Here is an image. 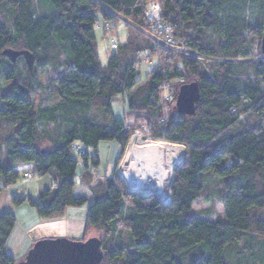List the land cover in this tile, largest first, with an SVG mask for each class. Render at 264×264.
Instances as JSON below:
<instances>
[{"label":"trees","instance_id":"16d2710c","mask_svg":"<svg viewBox=\"0 0 264 264\" xmlns=\"http://www.w3.org/2000/svg\"><path fill=\"white\" fill-rule=\"evenodd\" d=\"M2 8L9 19L0 21V73L8 84L0 87V180L9 188L32 173L51 175L55 184L38 202L13 200L16 207L29 203L41 220L51 221L93 202L84 234L105 230L100 242L107 263L235 264L234 254L245 252L239 247L244 238L264 241V54L260 47L259 59L253 60L252 41L262 39L264 0H0ZM150 19L166 28L176 47L184 45L203 59L155 45L135 28L150 32ZM121 24L128 33L122 46L114 34ZM96 30L111 37L110 47L117 51L107 66L99 59ZM17 47L43 56L46 64L65 60L67 75L58 80L55 99L46 107L35 109L34 88L22 92L15 81L21 79L17 62L2 55ZM145 57L151 59L144 63L156 65L141 99L128 100L126 112L135 115L115 119L112 103L137 87ZM175 79L198 82L196 115L177 113L162 123L156 116ZM97 104L107 115L105 125L91 117ZM141 110L148 113L144 122L154 138L187 150L174 172L167 206L156 196L128 193L113 179L93 184L99 145L116 142L126 148ZM43 139L52 147L40 149ZM76 143L81 147L75 150ZM87 149L96 154L90 157ZM78 150L84 155L78 156ZM74 151L84 164L80 181ZM215 197L224 208L222 218L211 222V208L194 213L196 201L212 207ZM125 210L132 245L106 252V236ZM15 227L13 213L0 214V264L18 263L6 250ZM252 253L257 257L259 251Z\"/></svg>","mask_w":264,"mask_h":264},{"label":"rangeland","instance_id":"374dc122","mask_svg":"<svg viewBox=\"0 0 264 264\" xmlns=\"http://www.w3.org/2000/svg\"><path fill=\"white\" fill-rule=\"evenodd\" d=\"M6 11L4 8L0 9V21L3 23H6L9 19V17L6 15ZM8 24V23H7ZM103 25V23H100ZM10 26V24H9ZM116 31V32H115ZM116 33V34H115ZM114 34L116 35V42L117 45H124L127 41L128 33L125 25L121 24L118 26L117 30L116 27L114 29ZM111 37L105 38L104 32L100 30H96V41H97V47H98V54H99V59L100 62L103 66H107V62L110 56L114 55L117 53V51L113 50L110 46ZM253 48L254 52L253 54L255 55V58L253 60H258L259 57L257 56V53L259 52V49L261 47V41L259 39H253ZM15 51H23V47H17L13 49ZM35 56V64L33 67L32 71H27V67L25 65V62L22 58L17 60L16 67L19 71V74L21 75L20 80H15L16 83L26 89L28 92H30V85L34 88L33 89V94H32V100L33 103L35 104V109L40 108V107H46L48 103H50L51 100L55 99L56 96V85L58 80L60 78H63L65 75H67V70L66 68H63V65H65V60L63 58L58 59V61H50L49 64H46V61H44V57L40 55ZM131 58V57H130ZM144 59V60H143ZM140 64V69H139V74L137 77V80L139 84L137 87L129 92L126 95L119 96L116 98V100L112 103V112L114 115L115 119L119 120H124L125 119V114L126 116L128 115V119L131 118L134 113L129 114L126 111L128 110V100L130 99H141V97L144 95V84L147 82L149 74L151 73L152 70L155 68V63L151 61V63L146 64L148 62V59H151L150 57H145L143 58ZM144 61H146L144 63ZM128 62H130L128 60ZM173 62V61H171ZM143 63L145 65H143ZM66 67V66H64ZM196 82L194 80H186V79H175L170 82V88L164 91V96L167 97V101H161V107H162V112L158 114V116H162L161 122L165 123L168 119H171L177 115L176 112V99H177V94L180 88L183 85L190 84ZM0 87L1 88H7L8 84L4 81L2 78V75L0 73ZM168 102V103H167ZM137 118V126H140L143 124L144 121L149 119L148 113L144 111H140L136 114ZM92 119L98 123V124H103L108 123L107 121V115L104 112L103 109L97 104L96 107L93 110L92 113ZM140 117V118H139ZM50 130L53 129L51 126L49 128ZM155 130V129H154ZM165 142H168L166 140H163ZM174 143V142H170ZM177 145H180V143H175ZM183 146V145H182ZM51 143L49 142L48 139H43L41 141V144H39V148H50ZM81 147L78 143L74 145V149ZM129 146L125 148H121L120 145L116 142H102L99 145L98 148V158L100 159V166L97 170L93 171V184L96 186L97 184L102 185L107 179H113L110 182H115L117 185L122 186V188H125L126 190L127 185L125 180L121 177V175L118 173L119 171V166L122 164L124 157L126 156V153L128 151ZM87 152L89 153L90 157H93L96 152L91 151L87 149ZM186 153L187 150L184 149V160L186 158ZM71 157L73 160L77 161L79 163L78 170H77V180L80 181L82 175H83V160L77 157V154L75 151L71 154ZM175 172V171H174ZM173 179H174V174H173ZM42 180V179H41ZM39 182V178L35 179L34 181H25L22 180L19 184V186H24V187H29L31 183H43V184H49V189L52 188L54 184V180L51 175H47L45 180H42ZM14 187V186H13ZM100 187V186H98ZM11 188V187H10ZM10 188H5L4 183L0 180V210H3L6 206L10 208V210H17L16 214H13L15 219H16V232L19 236L15 238V241L17 243L22 242L25 238L27 241H30V238L33 236H30V227L33 226L32 229L36 228L39 229L43 227L44 224L42 225H34V220L33 217H38L36 214V211L30 207L29 203H26L24 205L16 207L15 204L13 203V200H15L17 197L14 195V197L10 196V191H15V190H10ZM20 194V197L22 196V191H18ZM158 199H160L157 196ZM170 199H171V187H170ZM215 200L214 204L212 207L210 206L211 209H214L215 211V219L216 218H222L224 215V209L221 206L220 203H218L217 197L213 198ZM93 202H89L88 205H85L81 208H74V209H67L65 214L59 218L58 220H53L56 221V223L61 222L64 225L65 224H73L74 226H78L79 223L81 222L82 225L84 226L85 220H86V215L88 212V208L91 206ZM203 204H205L202 200H199V204H197V207H202ZM209 208V206L207 205ZM202 209V208H198ZM204 209V208H203ZM26 210V211H25ZM199 210H195L194 213H198ZM14 212V211H13ZM2 214V213H0ZM129 210H125L124 216L119 219L114 226L112 227L114 230L113 233H108L106 236L104 247L105 251H111L117 248H128L132 245V240L129 234L128 229L124 225V218L128 216ZM37 219V218H36ZM36 226V227H35ZM110 229V228H109ZM63 231L59 226L55 227L54 230L49 231V233L46 234H56L55 232H60ZM105 230L102 228L98 229H90L86 232V235L82 233V237L80 238L82 241H87L91 238H96L100 241L104 239L105 236ZM51 237H46L45 239H56L60 237H53L54 235H48ZM15 237V235H14ZM44 240V239H42ZM103 242V241H102ZM103 251V250H102ZM105 254V252H104ZM102 264H123L122 261H115L114 263H107V262H102Z\"/></svg>","mask_w":264,"mask_h":264},{"label":"water","instance_id":"95a60500","mask_svg":"<svg viewBox=\"0 0 264 264\" xmlns=\"http://www.w3.org/2000/svg\"><path fill=\"white\" fill-rule=\"evenodd\" d=\"M261 49L264 54V29L261 39ZM2 55L8 58L12 63H16L18 59L22 58L29 70H32L35 64V56L26 50L15 51L7 49ZM20 89L24 94H27L26 89L22 87ZM199 100L200 88L198 82L183 85L177 94V113L181 116L194 117L196 115V106ZM184 161L183 159L182 163L178 165L176 169H178ZM176 169L174 171H176ZM172 182L173 179L170 187ZM133 188H135V192H145L136 187ZM151 194L155 193L151 192ZM103 258L101 242L96 238L82 241L81 239L60 237L36 241L27 251L24 259L22 261L18 260L17 264H101Z\"/></svg>","mask_w":264,"mask_h":264},{"label":"crops","instance_id":"0c3cea01","mask_svg":"<svg viewBox=\"0 0 264 264\" xmlns=\"http://www.w3.org/2000/svg\"><path fill=\"white\" fill-rule=\"evenodd\" d=\"M46 177L47 176L39 178V182L41 179L45 180ZM39 182L36 184L31 183L29 187L19 186L20 183L16 184L14 187H11V188L9 187L10 190H15V191H10V193H11L10 196L14 197V195H15L17 197L16 199H18V200H25V201L30 200L33 202H38V201H40V198L42 197L44 192L52 190V188L49 189V184H47V183L43 184V183H39ZM18 191H22L21 197H20V194ZM197 204H199V201H196L194 203L192 209H193V211L199 210L198 214H199V212H203L206 210L208 211L210 209V205H208V204H203L202 207H197ZM207 205L209 206V208L207 207ZM198 208H202V209L200 210ZM4 212H11L13 214H16L17 210H13V209L10 210V208H8L6 206L5 208H3V210H0V213H4ZM35 216L36 215H34V217H33L34 225H36V226L42 225V224H44V225H43V227H41L39 229H36V228L32 229L33 226L30 227V236H33L30 238V241H27L25 238L22 242L17 243L15 241V238L16 237L19 238V236L17 234H15V232H16L15 231L16 227H15V229L12 233V236L6 245L7 253L10 254L11 256H14V258H16L19 261H22L24 259V256L26 255L27 251L34 245V243L36 241L45 239L46 237H51L48 235H54L53 237H66V238H71V239H80L83 236L82 233L84 234V226L82 225L81 222L79 223L78 226H74L73 224H71V225L65 224L64 225L63 223H61L59 221H58V223H56V221H53V220L45 221V220H41L39 217H35ZM55 220H58V219H55ZM209 220L211 222L214 221L215 216ZM57 226H59L61 229H63V231L55 232L56 234H46V233H49V231L54 230V228ZM14 235H15V237H14ZM239 247L243 248L245 252L242 253L241 255L239 253L234 254L232 260H233V262H235V264H240V263L246 262V260L250 264H253L255 262H256L255 264H264V256H261L262 254H264L263 253L264 241L262 239H258L255 236H247L246 238H244V240H242ZM246 248L252 249V250H248ZM253 249H255V251H259L257 257H254V254L252 253Z\"/></svg>","mask_w":264,"mask_h":264},{"label":"bare ground","instance_id":"6f19581e","mask_svg":"<svg viewBox=\"0 0 264 264\" xmlns=\"http://www.w3.org/2000/svg\"><path fill=\"white\" fill-rule=\"evenodd\" d=\"M184 150L175 144L130 147L121 164L125 182L145 192L155 193L162 203L170 199L174 170L184 159Z\"/></svg>","mask_w":264,"mask_h":264},{"label":"built area","instance_id":"2783aa9c","mask_svg":"<svg viewBox=\"0 0 264 264\" xmlns=\"http://www.w3.org/2000/svg\"><path fill=\"white\" fill-rule=\"evenodd\" d=\"M156 9H157V7L154 6L153 9L149 10L147 12L148 17H150L152 15V13H154L156 11ZM151 19H150V22L152 23V29L150 32L149 31L145 32L144 30H141L138 27H135V28L142 31V33L146 34L147 38H149L152 42H154L155 45H161L165 49L177 51L178 53L186 55L192 59H197L200 61L203 59L197 55H194L193 53L186 51L184 48V45H183V47H176V45L174 44L173 37L171 35L165 34L167 32L166 28H164L159 22H154ZM129 24L132 26L131 23H129ZM115 47L116 46H114V48ZM204 60H206V59H204ZM210 61L215 62L217 60L210 59ZM164 143L175 144V143L165 142L163 140L154 138L151 134V129H150L148 123L143 122L142 125L138 126L132 132L130 139H129V142H128V146H129V148L130 147L138 148V147H143V146H148V145H158V144H164ZM175 145H177V144H175ZM178 146H180V145H178ZM180 147L183 150L186 149L185 146L181 145ZM129 148H128V150H129ZM82 155H84V151L78 150V156H82ZM120 170H121V165L119 166V170H118L119 174H120ZM36 178L38 179V177L32 173H28L24 176L25 181H34ZM126 185L128 188L127 189L128 193H142L144 196H157L155 194H151V192L150 193H148V192H135V190H134L135 188L129 186L127 183H126ZM159 201L163 206H167L170 204L171 199H169L166 202V204L162 203V201L160 199H159Z\"/></svg>","mask_w":264,"mask_h":264}]
</instances>
